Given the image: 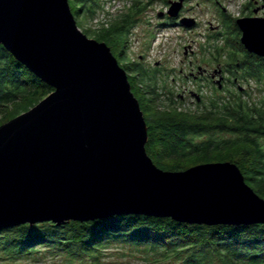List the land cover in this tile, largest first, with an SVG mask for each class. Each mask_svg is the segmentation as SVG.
<instances>
[{"label":"water","instance_id":"95a60500","mask_svg":"<svg viewBox=\"0 0 264 264\" xmlns=\"http://www.w3.org/2000/svg\"><path fill=\"white\" fill-rule=\"evenodd\" d=\"M185 1L159 17L194 29L195 18H180ZM237 25L245 50L264 59V19ZM0 45L54 90L0 126V230L119 216L264 226V199L236 164L170 172L154 163L126 70L81 31L69 0H0Z\"/></svg>","mask_w":264,"mask_h":264},{"label":"trees","instance_id":"16d2710c","mask_svg":"<svg viewBox=\"0 0 264 264\" xmlns=\"http://www.w3.org/2000/svg\"><path fill=\"white\" fill-rule=\"evenodd\" d=\"M154 1L157 0L144 5L137 0L130 13L114 25L89 32L96 41L110 47L120 65L119 56L127 57L130 30ZM69 3L76 21L78 17L92 21L103 8L100 0H69ZM221 16L230 34L216 35V39L226 42L223 47H211L212 53L221 60L229 51L228 59L233 62L238 58L236 49L240 50L246 59V63L241 62V79H255L263 85L264 61L248 54L235 21ZM176 24L169 19L165 25ZM122 68L128 79L131 76L135 79L134 83L129 81L147 123L146 150L159 168L179 172L196 165L231 162L264 199V100L259 104L252 98L245 101L234 95L233 102L228 104L214 100L204 111L182 112L180 98L174 92L169 95L164 92L168 84L160 78L164 75L160 69L148 70L137 61H129ZM134 88L139 89L141 96ZM53 91L0 45V117L4 123L30 111ZM222 134L234 138L222 139ZM225 154L228 156H222ZM189 162L192 163L182 166ZM120 245L145 255H157L165 261L184 260V264H264L263 225L207 227L179 224L171 219L119 216L93 223L71 222L62 227L45 223L0 230V253L10 262L33 257L43 248L62 253L78 264H104L105 253Z\"/></svg>","mask_w":264,"mask_h":264},{"label":"rangeland","instance_id":"374dc122","mask_svg":"<svg viewBox=\"0 0 264 264\" xmlns=\"http://www.w3.org/2000/svg\"><path fill=\"white\" fill-rule=\"evenodd\" d=\"M100 1L103 4V9L94 20L86 21L83 18H77L79 28L90 39H94V34L89 33L91 30L93 32L103 28V23L100 22L97 24L100 20L102 21L104 18H107L108 22L104 23H108L109 26L114 25L116 21L130 13V10L137 0H114L115 3H110L111 0ZM171 1L177 0H157L147 7L146 12L139 18L138 24L130 30L126 47L127 57L120 58L119 56L121 65L126 67L129 61H137L141 62L146 69L152 70L159 64L162 67L160 70L164 72V75L160 78L165 80L168 84L164 92L167 95H169V92H174L177 97H179V95H186V100L179 105L182 112L197 113L198 111H204L214 100L221 104H228L233 102L234 95H240L245 101L252 98L253 101L260 104V102L264 100V84L260 85L255 79H240L238 83L247 90L245 92L246 94H241L238 92V89L234 90L233 88L230 89V91L222 92L211 83H209V85L201 81L195 82L192 78H190V80L186 78V76L190 75L193 68L190 65L191 61L194 62V68L198 66L201 68H210L208 66L213 65L214 58L216 57L212 53L213 49H211V47H223L226 42L224 39H216L215 37L222 32L225 36H228L230 31L226 27L227 22L225 18L223 16L220 17L219 12L209 3V0H190L188 6L182 11V16L195 18L198 21L197 28L186 29L179 24L166 26L165 24H167L168 21L162 20L159 15L169 10H167V7H169V2ZM249 1L250 0H225L224 3L233 16H238L241 12V4L248 3ZM141 2L146 5L151 2V0H141ZM219 24L222 30L220 32L214 31L215 28L212 27H217ZM190 46L199 53L198 57H196V55L186 58L185 47ZM234 51L235 50H233V52ZM236 51L239 52L235 56H238L237 61L246 63L244 54L240 53L241 51L238 49H236ZM229 54L230 52L228 51L220 61L229 64L231 62L230 58L228 59ZM235 61L236 60H233V63ZM256 64L260 65L259 62H256ZM211 67L215 68V66ZM129 79L134 83V77L131 76ZM135 91L138 96H141L138 88H136ZM232 91H235V93L231 94ZM190 92L203 94L205 97L204 103L198 105L195 99L188 96ZM2 119L3 118L0 117V124L5 122ZM220 137L222 139L234 138L230 134H222ZM222 156L228 155L225 154ZM191 163L192 162L184 163L182 166L186 167ZM131 248L132 247L127 245L111 248L105 253L106 257L104 259V264H184V260L178 261L170 258L171 260L165 261L157 255L156 257L145 255L142 251ZM39 251L42 253L40 252L24 260L17 258L16 260L14 259L13 262L7 260V258L0 253V264H78L66 259L62 253L57 254L50 251L48 252L43 248L39 249Z\"/></svg>","mask_w":264,"mask_h":264},{"label":"flooded vegetation","instance_id":"af4514ba","mask_svg":"<svg viewBox=\"0 0 264 264\" xmlns=\"http://www.w3.org/2000/svg\"><path fill=\"white\" fill-rule=\"evenodd\" d=\"M225 0H209V3L212 4L215 8L216 11L219 12L220 17L221 15H225L228 18H231V20L235 21V24L237 25V21L239 19H243V18H259V19H264V2L263 0H250L248 3L245 4H241V12L240 15L238 16H233L231 14V12H229L227 5L224 3ZM190 0H186L185 1V7L186 8L189 4ZM170 3V2H169ZM170 7V4H169ZM169 7H167V10L169 9ZM164 13V12H163ZM182 14V13H181ZM185 16H182L180 18H183ZM162 20H166L169 21V19H171L170 17H168V15L164 16L161 18ZM177 22V24L180 25L178 20H175ZM198 27V21H197V25L195 28ZM238 27V25H237ZM215 28L214 31L216 32H220L221 26L220 24L217 27H212ZM239 28V27H238ZM240 30V29H239ZM242 38V32L240 30V41ZM196 52L192 46L190 47H185V56L186 58H190L192 56H199V53ZM250 54V53H248ZM250 56H256V55H252L250 54ZM258 58V60H263V58H260L258 56H256ZM190 65L193 67L191 70V73L189 76H186V78H192L193 81L195 82H203L204 84L207 83H211L214 87H217L218 90L225 92V91H230V89L236 90L238 89V92L241 94H246L245 92L247 91L245 88L242 87L241 84H239L238 82L240 81L241 77L240 75H243L241 73V63L235 61L234 63L231 62L229 64L226 63H222L217 57L214 58V62L213 65L211 66H215L211 67L210 65L208 67L210 68H201L200 66H198L197 68H194V62L191 61ZM157 69H161L162 67L157 64L156 65ZM247 71V70H246ZM164 73V72H163ZM219 81H221V83H219ZM243 81V80H241ZM210 85V84H209ZM235 91H232L231 94H234ZM190 98L195 99L196 103L198 105H201L204 103L205 101V97L203 94L201 93H194V92H190L188 95ZM180 101L184 102L186 100V95H179Z\"/></svg>","mask_w":264,"mask_h":264},{"label":"built area","instance_id":"2783aa9c","mask_svg":"<svg viewBox=\"0 0 264 264\" xmlns=\"http://www.w3.org/2000/svg\"><path fill=\"white\" fill-rule=\"evenodd\" d=\"M112 2L115 3L114 0H111L110 3H112ZM102 9H103V8H102ZM102 9H101V10H102ZM103 12H104V11H103ZM101 13H102V12H101ZM114 13H115V12H114ZM114 13H113V14H114ZM108 16H109V15H108ZM109 17H110V16H109ZM109 17H108V18H109ZM95 21H96V20H95ZM97 21H98V20H97ZM100 22L103 23L104 27H106V26L109 25L108 23H104V22H108V19H107V18H104L102 21L100 20L97 24H99Z\"/></svg>","mask_w":264,"mask_h":264}]
</instances>
